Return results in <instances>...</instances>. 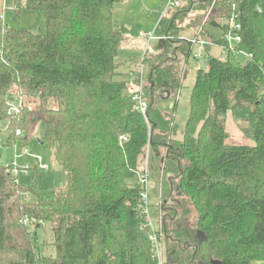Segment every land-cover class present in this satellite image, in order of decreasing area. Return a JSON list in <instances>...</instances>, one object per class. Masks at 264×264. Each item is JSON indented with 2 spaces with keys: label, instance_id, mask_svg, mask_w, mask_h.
I'll return each mask as SVG.
<instances>
[{
  "label": "trees",
  "instance_id": "trees-1",
  "mask_svg": "<svg viewBox=\"0 0 264 264\" xmlns=\"http://www.w3.org/2000/svg\"><path fill=\"white\" fill-rule=\"evenodd\" d=\"M189 1L154 31L165 39L157 47L163 58L150 67L149 109L182 87L179 53L190 57L202 41L207 58L184 129L174 124L168 134L137 110L132 81L119 72L128 33L114 21L119 0H14L17 18L46 13L42 34L10 28L0 15V153L43 124V142L67 178L47 199L0 163V264H160L139 174L161 147L179 169L161 207L162 264L264 263V0ZM193 10L203 14L185 25ZM234 14L239 48L252 55L243 65L211 55L212 45L226 43L203 29L225 33ZM7 101L22 102L12 117ZM229 111L249 112L253 146L226 144ZM42 225L53 233L52 255L32 230Z\"/></svg>",
  "mask_w": 264,
  "mask_h": 264
},
{
  "label": "rangeland",
  "instance_id": "rangeland-1",
  "mask_svg": "<svg viewBox=\"0 0 264 264\" xmlns=\"http://www.w3.org/2000/svg\"><path fill=\"white\" fill-rule=\"evenodd\" d=\"M13 2L14 0H7V10L3 17L8 27L25 29L41 34L45 32L47 23L45 12L23 10L19 18H17L15 12L11 9ZM189 4V0H181L180 7H185ZM165 5L166 0H119L113 9L114 21L117 26L126 29L128 32L127 37L131 40L129 42L124 40L119 50L117 57V62L120 64L119 72L125 76L126 80L127 75L129 79L130 73H141L143 71L146 83L143 92L148 104L150 103V98L147 82L150 67L163 58L162 51L157 49L158 46H163V42L161 40H153L148 43L147 40L141 37V33L149 34L155 31L162 18ZM202 14L203 12L200 10L191 11L184 24H191L193 20L202 16ZM203 27L204 31L215 39H221L224 36L222 29L213 27L209 23ZM194 34L195 32L192 29L186 32L188 37H193ZM243 51L246 52L245 49ZM209 52L214 57L224 58L223 48L220 45H212ZM145 55L147 56V61L143 62ZM229 58L233 64L240 65L245 64L248 60L244 55L236 56L231 54ZM177 66L183 73L182 87L179 92L162 99L157 106L148 110V120L157 125L159 132L163 134H168L174 124L182 131L189 118L190 98L197 72L200 69L207 68V58L204 55L200 41L194 43L190 57H185L179 53ZM130 89L134 90L136 88L130 86ZM132 90L130 95H132ZM248 114V111H229L226 114L225 129L229 134L227 145H254L250 133L246 131ZM44 132L45 128L42 124L28 141L22 140L16 144V147L3 148L0 153V163L9 166L16 162L22 168L29 166L34 169L38 162L37 159H41L42 163L48 166L47 170L39 168L38 171L31 169L27 174L21 172L18 175V180L20 184L32 186L37 190L38 194L51 199L56 188L66 185L67 178L55 159L54 151L48 144L43 142ZM164 155V147L160 148V155L150 150L146 155V162L142 168L143 171L147 165L149 172L150 199L148 209L150 219L156 230L160 229V211L169 193L170 181L179 173L177 163L174 160L165 159ZM28 199L33 200L34 196H29ZM161 199L162 201H160ZM32 230L37 231L39 245L40 247L42 246V253L46 256L54 254L50 245L53 241V233L50 226L42 225V227L32 228ZM254 264L264 263L256 262Z\"/></svg>",
  "mask_w": 264,
  "mask_h": 264
},
{
  "label": "built area",
  "instance_id": "built-area-1",
  "mask_svg": "<svg viewBox=\"0 0 264 264\" xmlns=\"http://www.w3.org/2000/svg\"><path fill=\"white\" fill-rule=\"evenodd\" d=\"M181 0H166V5L164 8V12L162 17L168 15L171 11L180 7ZM7 10V0H0V15L4 17V13ZM241 25L238 21L237 15H233L229 21V26L227 31L224 33L223 39L226 43V46L223 47L224 56L229 58L230 55H244L247 58H251L252 55L249 52H244L242 48H239L240 44L242 43V37L240 35ZM141 37L146 39L148 43L153 40H161L165 38H158L156 37L155 33H141ZM195 43V42H194ZM203 46V42L201 41ZM129 78L133 82V86L136 88V91L132 94V101L136 103L137 110L148 120V110L149 104L146 100V96L144 94L145 88V80L143 77V71L141 73H130ZM22 102L20 101L18 104L12 103L11 101H7V105L9 107V116L12 117L19 112V107L21 106ZM2 126H0L1 128ZM18 136H21V133L18 132ZM122 140H126L125 137L121 138ZM37 164L41 170H47L48 166L42 163L41 159H37ZM10 169L14 175H19L21 172L26 173L30 172L31 168L29 166L20 167L16 162L11 164ZM139 179L141 184L144 187V190L141 194V201L143 203V214L146 217V225L145 228L148 230L149 239L153 244L155 257L159 260V263L162 264V247L160 242V236L162 234V225H163V218L161 216L160 211V229L156 230L153 226V223L150 219L149 215V172L147 169V165L145 166L144 170L139 174ZM162 201V199L160 200Z\"/></svg>",
  "mask_w": 264,
  "mask_h": 264
},
{
  "label": "crops",
  "instance_id": "crops-1",
  "mask_svg": "<svg viewBox=\"0 0 264 264\" xmlns=\"http://www.w3.org/2000/svg\"><path fill=\"white\" fill-rule=\"evenodd\" d=\"M143 39H144V38H143ZM125 40H126L127 42L131 41L129 37H126ZM145 40H146V39H145ZM126 79H128V75H127ZM131 86L134 87V86H133V82H132V85H131Z\"/></svg>",
  "mask_w": 264,
  "mask_h": 264
},
{
  "label": "water",
  "instance_id": "water-1",
  "mask_svg": "<svg viewBox=\"0 0 264 264\" xmlns=\"http://www.w3.org/2000/svg\"><path fill=\"white\" fill-rule=\"evenodd\" d=\"M214 264H219L218 262H214Z\"/></svg>",
  "mask_w": 264,
  "mask_h": 264
}]
</instances>
